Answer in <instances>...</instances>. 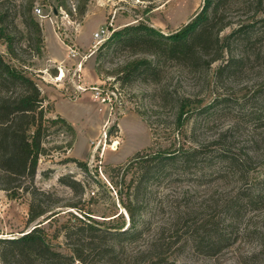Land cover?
Listing matches in <instances>:
<instances>
[{
  "label": "rangeland",
  "instance_id": "1",
  "mask_svg": "<svg viewBox=\"0 0 264 264\" xmlns=\"http://www.w3.org/2000/svg\"><path fill=\"white\" fill-rule=\"evenodd\" d=\"M27 1L0 0V18L14 33L17 48H22L19 60H11L0 39V54L35 81L46 99L48 116L64 118L76 139L70 150L54 149L57 143H66L63 136L48 141L51 154L40 158L33 188L26 190L30 184L21 180L14 185L20 186L16 197L0 190V240L20 237L43 221L27 226L34 199L51 210L60 208V223L72 211L61 207L80 202L92 218L109 221L105 227L124 223L126 230L130 226L124 207L129 200L126 187L132 177L138 178L137 166L129 164L131 158L150 148L148 156L153 158L168 140L175 142L176 150L185 151L215 142L207 149L214 161L227 153L243 159L250 156L249 175L217 178L216 169L205 162L201 169L192 170L191 177L168 168L142 185L135 202L142 208L137 228L141 235L123 242L108 237L107 244L115 248L113 262L92 256L90 264H155L160 244L167 245L166 261L161 264H264V207L239 203L238 213L229 209L237 192L252 195L258 182L264 181V89H260L264 71L254 64L221 83L216 81L220 63L194 71L180 62L163 60L155 76L128 73L131 62L157 61L142 46L126 43L125 37L114 39L139 24L165 37L174 34L201 11L203 0H36L34 9L40 8L43 17L34 10L32 16L43 32L41 46L34 36L26 37ZM250 1L256 4L257 0H229L223 7L230 25L220 37L252 22H256L255 30H264V0L256 15ZM83 4L86 11L79 22L77 10ZM150 6L154 10L148 16ZM107 26L109 36L95 43L94 33ZM71 50L77 52L75 58ZM240 51L235 49L236 54ZM255 51L264 54V38ZM61 71L64 77L59 80ZM182 100H189L193 109L179 122ZM53 134L63 132L56 129ZM119 166L125 169L119 171ZM125 170L126 183L122 180ZM62 178L78 182L76 192L63 185ZM205 221L227 240L215 256L196 251L191 242L192 225ZM54 245L70 253L63 236Z\"/></svg>",
  "mask_w": 264,
  "mask_h": 264
},
{
  "label": "trees",
  "instance_id": "2",
  "mask_svg": "<svg viewBox=\"0 0 264 264\" xmlns=\"http://www.w3.org/2000/svg\"><path fill=\"white\" fill-rule=\"evenodd\" d=\"M35 2L36 0L27 1L23 19L29 28L26 37L34 36L36 44L41 46L43 32L40 24L32 16ZM228 2L229 0H203L201 11L189 23L166 37L145 24L129 26L117 33L114 39L125 37L126 43L142 46L144 53L154 57L158 63L134 61L127 65L128 73L155 76L158 73L157 69L161 67L159 62L163 60L180 62L194 71L209 70L214 64L220 63L216 70V81L221 83L225 77L236 78L245 68L254 64L264 71V54L255 51L256 45L264 38V30H255L256 22L241 25L229 36L220 37L230 25L223 16V7ZM261 3L260 0H257L256 4L251 2V5L255 6L254 15L262 11ZM150 7L148 16L151 10H154L152 6ZM85 11V4L78 8L79 22L83 20ZM68 12L74 18L72 12L70 10ZM9 29L0 18V39L6 44V53L10 59L17 61L22 48H17L16 40L12 36L14 33L9 32ZM13 29L18 31L15 24ZM236 48L241 49L239 54H236ZM262 75L264 77V74ZM262 80L261 90L264 89V79ZM45 101L38 85L26 75L25 70L6 62L0 54V179H2L0 190L10 193L12 197H16L18 194L16 191L20 188V186L14 188L17 181H27L30 186L26 190L33 188L40 158L51 154L52 148L47 146L49 140L59 136L66 139V143L60 145L57 143L54 146L55 150L64 148L70 150L74 145L76 139L74 128L64 118H50L49 110L44 107ZM190 103L189 100H182L179 106V122L183 116L188 115L190 109H193ZM56 129L63 134L55 136L53 132ZM214 144L215 142L185 151L176 150L175 142L173 144L172 140H168L163 150L153 158L148 156L151 148L138 152L131 158L129 164L134 163L137 166L138 178L132 177L128 182L127 170L122 176V180L128 182L126 189L129 200L124 207L129 215L130 226L126 230H123L124 223L114 228L105 227L109 221L99 222L92 218L91 213L87 214L79 206L80 202L61 207L72 211L64 214L65 222L60 223V214L63 212L58 210L60 208L51 210L34 199L30 205L27 226L30 227L44 218L43 221L20 237L0 240V264H90L89 259L92 256H103L109 258L108 262H113L111 253L115 248L107 244L108 237L123 242L141 235L137 228L138 215L142 208L135 202L142 194V185L160 176L168 168L180 169L182 177H191L192 170L201 169L202 163L205 162L216 169L214 173L217 178L238 176L243 178L242 176L249 175L250 156L243 159L227 153L214 161L210 155L213 152L207 150ZM122 168L124 166L116 169L121 171ZM61 183L75 192L77 186H80L78 182L68 178H62ZM239 203L246 204V207L253 205L264 207V181L258 182L252 195H248L244 190L237 192L235 200L232 198L229 202V209L238 213ZM44 223L46 224L43 225ZM54 228L57 229L51 233ZM192 229L194 234L191 242L196 251L205 256H215L224 249L227 240L220 235L221 232L214 230L210 221L193 224ZM60 236H63L70 253L54 245V241ZM156 246L154 263L161 264L166 261L164 254L167 245Z\"/></svg>",
  "mask_w": 264,
  "mask_h": 264
},
{
  "label": "built area",
  "instance_id": "3",
  "mask_svg": "<svg viewBox=\"0 0 264 264\" xmlns=\"http://www.w3.org/2000/svg\"><path fill=\"white\" fill-rule=\"evenodd\" d=\"M34 13L39 16L43 17L42 10L40 8H35ZM110 28L102 27L99 30H97L93 35V40L95 43H102L106 40V38L109 36ZM71 57L75 58L77 56V52L75 50H71Z\"/></svg>",
  "mask_w": 264,
  "mask_h": 264
},
{
  "label": "bare ground",
  "instance_id": "4",
  "mask_svg": "<svg viewBox=\"0 0 264 264\" xmlns=\"http://www.w3.org/2000/svg\"><path fill=\"white\" fill-rule=\"evenodd\" d=\"M64 77V72L63 71H61V75H60V78H59V80H62V78ZM116 145V144H115Z\"/></svg>",
  "mask_w": 264,
  "mask_h": 264
},
{
  "label": "crops",
  "instance_id": "5",
  "mask_svg": "<svg viewBox=\"0 0 264 264\" xmlns=\"http://www.w3.org/2000/svg\"><path fill=\"white\" fill-rule=\"evenodd\" d=\"M55 36L58 37L57 33H55Z\"/></svg>",
  "mask_w": 264,
  "mask_h": 264
}]
</instances>
